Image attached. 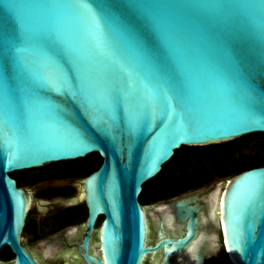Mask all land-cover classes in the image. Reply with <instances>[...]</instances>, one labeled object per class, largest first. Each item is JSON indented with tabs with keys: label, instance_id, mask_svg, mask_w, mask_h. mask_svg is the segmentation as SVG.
<instances>
[{
	"label": "water",
	"instance_id": "95a60500",
	"mask_svg": "<svg viewBox=\"0 0 264 264\" xmlns=\"http://www.w3.org/2000/svg\"><path fill=\"white\" fill-rule=\"evenodd\" d=\"M254 132L264 0H0V250L11 247V264H40L21 244L33 197L11 174L92 153L103 161L78 182L87 264H223L217 234L198 232L201 192L165 205L173 233L161 220L152 243L139 196L182 146ZM223 180L209 215L228 259L264 264V166Z\"/></svg>",
	"mask_w": 264,
	"mask_h": 264
},
{
	"label": "flooded vegetation",
	"instance_id": "af4514ba",
	"mask_svg": "<svg viewBox=\"0 0 264 264\" xmlns=\"http://www.w3.org/2000/svg\"><path fill=\"white\" fill-rule=\"evenodd\" d=\"M84 177L40 180L34 184L26 185H22L21 182L23 181L15 178L19 186L31 192L35 202L34 207L31 203V209L28 212L21 233V244L31 252L40 264H87L80 254V245L88 233L86 223L89 216L87 204L83 198H80L79 194L81 188L78 182L80 178ZM36 178L37 176H32V178L29 177L24 181ZM223 182L222 177H217L207 181L200 187L191 188L177 195L166 196V190L162 187L163 181L158 178L151 179V183L147 187L146 185L143 186L139 196V202L146 214L148 243L156 242V235L161 229V220L165 221L163 231L167 234L173 233L166 220L167 210H165V205L179 196L201 192L199 202L203 207L201 212L197 214L200 221L198 232L201 233L206 230L212 235L217 234L214 242L215 247L220 248L223 264H228L221 228L209 215V209L212 205L210 193L216 188H221ZM145 191L146 194L144 195ZM60 199L71 201L72 204L63 207L57 203V200ZM205 218L208 221H205ZM103 220V215L97 218L94 229L90 234L89 249L93 255H98L96 251L100 249V227ZM220 239L221 241H219ZM4 248H9L12 251L10 246ZM47 250L51 252L47 253ZM14 257L15 254L13 253L11 258L0 259V264H11L10 261H13ZM153 263L154 261L151 260L150 256L144 262V264Z\"/></svg>",
	"mask_w": 264,
	"mask_h": 264
},
{
	"label": "trees",
	"instance_id": "16d2710c",
	"mask_svg": "<svg viewBox=\"0 0 264 264\" xmlns=\"http://www.w3.org/2000/svg\"><path fill=\"white\" fill-rule=\"evenodd\" d=\"M102 161L99 153H92L84 158L53 162L40 168L16 171L11 175L23 181L22 185L40 180L84 177L97 170ZM260 166H264V132H254L218 144L182 146L154 179H161L165 195L173 196L200 187L214 178L230 179L245 170ZM32 176L37 178L24 181ZM150 183L151 180L144 185L147 187ZM12 256L13 252L9 248L0 251V259ZM228 264H231L229 260Z\"/></svg>",
	"mask_w": 264,
	"mask_h": 264
},
{
	"label": "rangeland",
	"instance_id": "374dc122",
	"mask_svg": "<svg viewBox=\"0 0 264 264\" xmlns=\"http://www.w3.org/2000/svg\"><path fill=\"white\" fill-rule=\"evenodd\" d=\"M223 179H225V178H223ZM79 180L82 181V178H80ZM34 205H35V202H34V199H33V200H32V207H34ZM220 236H221V234H220ZM228 260H229V259H228ZM10 262H13V261L11 260Z\"/></svg>",
	"mask_w": 264,
	"mask_h": 264
}]
</instances>
